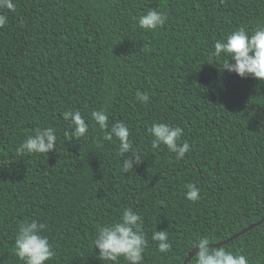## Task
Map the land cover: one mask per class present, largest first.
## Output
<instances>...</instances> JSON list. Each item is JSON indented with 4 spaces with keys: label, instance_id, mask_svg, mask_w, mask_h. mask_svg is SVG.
Returning a JSON list of instances; mask_svg holds the SVG:
<instances>
[{
    "label": "trees",
    "instance_id": "16d2710c",
    "mask_svg": "<svg viewBox=\"0 0 264 264\" xmlns=\"http://www.w3.org/2000/svg\"><path fill=\"white\" fill-rule=\"evenodd\" d=\"M14 4L0 28V264H23L12 249L25 220L46 224L56 254L45 264H105L94 233L131 207L148 240L143 264H182L198 236L209 235L211 248L264 217V81L222 71L225 58L209 56L234 28L264 23V0ZM153 9L168 16L165 25L140 29L134 18ZM137 90L150 102L141 104ZM69 108L89 124L85 136L64 135L71 129L60 114ZM100 108L109 124L128 125L143 153L134 172L124 173L118 141L89 118ZM153 122L184 129L183 160L152 149ZM37 126L57 130L56 151L17 157ZM189 183L200 189L195 202L184 195ZM155 230L169 232L170 252L157 251ZM222 246L264 264V222Z\"/></svg>",
    "mask_w": 264,
    "mask_h": 264
},
{
    "label": "clouds",
    "instance_id": "9594fccd",
    "mask_svg": "<svg viewBox=\"0 0 264 264\" xmlns=\"http://www.w3.org/2000/svg\"><path fill=\"white\" fill-rule=\"evenodd\" d=\"M14 10V0H0V28L8 22L7 15L3 13ZM134 20L140 29L154 32L165 25L168 16L153 9ZM209 56L212 62L217 58H225L220 67L222 71L235 73L241 78L250 76L264 81V23H259L251 31L244 27L234 28L223 39L213 43ZM135 98L141 104L150 102L147 92L137 90ZM60 115L71 129L70 132L65 131V136L80 138L89 132V124L79 109L69 108ZM89 118L104 133L105 140L118 141V155L122 158L121 167L124 173L134 172L144 158L140 149L133 147L128 125L122 120L109 124L108 113L104 108L92 110ZM147 134L151 137L152 149L163 145L177 160H183L190 150L188 142L181 141L184 129L179 125L153 122L147 127ZM57 139V130L54 127L37 126L17 144L14 151L17 157L47 155L53 150L56 151ZM126 154L129 155L126 157ZM10 162L11 160L8 164ZM186 189V199L193 202L199 200L200 189L195 184L189 183ZM45 230L46 224L34 219L25 220L18 225L12 251L23 264H45L55 256L53 246L44 234ZM151 239L156 242L158 252L171 251L172 243L167 230H155ZM210 243L212 238L209 235L198 236L190 242L191 249H198L192 264H249L247 256L224 246L210 248ZM91 245L98 250V258L105 264H119L121 258L127 264H143L148 240L141 215L131 207L123 209L115 222L97 227Z\"/></svg>",
    "mask_w": 264,
    "mask_h": 264
},
{
    "label": "water",
    "instance_id": "95a60500",
    "mask_svg": "<svg viewBox=\"0 0 264 264\" xmlns=\"http://www.w3.org/2000/svg\"><path fill=\"white\" fill-rule=\"evenodd\" d=\"M262 222H264V217H263V218H262L257 224L252 225V226H250L249 228H247L246 230H244V231H242V232H240V233L234 235L232 238H230V240H232V239L238 237L239 235L243 234L244 232H246V231L252 229L253 227H255V226H257V225H260ZM230 240H228V241H230ZM228 241H226V242H228ZM226 242H223V243H219V244L213 245L212 247H219V246H222V245H223L224 243H226ZM197 251H198V249H195V250H193L192 252H190V253L188 254L187 258L184 260V262H183L182 264H187V263H188V262H189V261L195 256V254H196Z\"/></svg>",
    "mask_w": 264,
    "mask_h": 264
}]
</instances>
